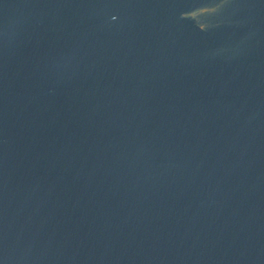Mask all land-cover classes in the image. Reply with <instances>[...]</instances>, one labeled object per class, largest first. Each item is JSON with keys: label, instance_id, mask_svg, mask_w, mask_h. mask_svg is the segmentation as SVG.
I'll return each mask as SVG.
<instances>
[{"label": "water", "instance_id": "water-1", "mask_svg": "<svg viewBox=\"0 0 264 264\" xmlns=\"http://www.w3.org/2000/svg\"><path fill=\"white\" fill-rule=\"evenodd\" d=\"M0 264H264V0H0Z\"/></svg>", "mask_w": 264, "mask_h": 264}]
</instances>
